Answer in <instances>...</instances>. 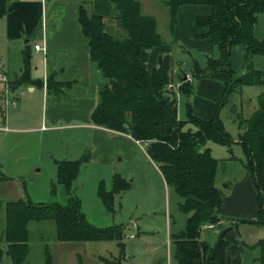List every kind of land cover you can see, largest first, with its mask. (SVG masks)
<instances>
[{
  "label": "trees",
  "instance_id": "obj_1",
  "mask_svg": "<svg viewBox=\"0 0 264 264\" xmlns=\"http://www.w3.org/2000/svg\"><path fill=\"white\" fill-rule=\"evenodd\" d=\"M9 1L0 0V18L7 12ZM111 1L114 6L112 23L106 16L88 11L83 2L78 7V20L91 59L104 77L99 83L98 102L91 113L92 122L146 143V150L157 163L166 183L182 196L180 209L189 213L185 226L173 236L178 264H206L211 245L200 239V230L204 224L219 221V208L225 195L216 183L222 159L212 155L206 142L213 140L230 147L233 140L224 129L218 109L213 116L203 117L187 101L188 117L181 118L178 94L190 96L195 91L194 78L211 76L222 70L232 75L231 47L235 43L243 46L245 69L238 78L228 81L232 85L264 84L263 72L254 65V56L264 55V36L257 38L254 35L258 14L264 13V0H166L171 26L177 21L181 5H211L212 12L197 15L195 24L206 28V34L219 50L218 56H208L205 65L195 61L190 80L185 79L187 72L184 67L180 68L176 72L181 81L178 90L168 88L174 77L168 53L160 54L157 65L149 67L151 48L165 42L158 31L156 16L143 13L140 0ZM30 55L29 49H24V71L11 81L12 85L32 80L29 75ZM51 83L53 86L54 80L48 79V85ZM229 87L226 84L223 98ZM188 122L195 129H186ZM239 125L243 128L238 137L244 148L243 161L252 172L258 189V218L248 221L264 223V92L259 96V107L248 118H242ZM89 159L90 153L86 151L77 159L57 161V180L70 193L67 204L34 202L31 199L6 203V226L2 235L7 248L0 244V260L6 252L13 264H27L30 251L28 224L36 220H54L56 237L62 241L123 237L120 225L98 228L91 224L81 209V200L72 195V183L82 164ZM5 178L7 176L1 172L0 163V179ZM130 187L131 182L116 173L112 189L108 191L101 181L98 194L113 209L115 193ZM260 243L264 245V239ZM110 260L105 258L104 261L106 264H122L120 258H113V262ZM45 264H53L49 250L46 251Z\"/></svg>",
  "mask_w": 264,
  "mask_h": 264
},
{
  "label": "rangeland",
  "instance_id": "obj_2",
  "mask_svg": "<svg viewBox=\"0 0 264 264\" xmlns=\"http://www.w3.org/2000/svg\"><path fill=\"white\" fill-rule=\"evenodd\" d=\"M140 1L143 13L156 16L158 31L163 36L164 43L171 45L178 61L177 71L184 67L185 71L190 73L195 61L205 65L208 56L219 55L216 45L215 50L214 48L199 50L191 44L192 35H185L190 23L187 16L181 17L180 21H176L173 26L170 25V13L166 0ZM113 21L114 18L111 17L109 22ZM234 65L235 60L233 59L232 75H229L227 71L231 80L238 78L245 69L244 67L243 70H236ZM199 79L194 78L195 85L198 84ZM2 83L0 81V106L4 108L3 89L5 90V88ZM170 83L172 85H169ZM180 83L181 81L175 74L173 80L169 82L168 88L178 90ZM226 84L230 87L225 98H223L225 89L220 94L217 93L215 97L213 96L216 103L214 114L218 109L224 129L230 134L233 141L230 147L215 143L213 140L206 142L212 155L222 159L217 171L216 183L224 190L225 195L229 193L230 186L228 184L231 182L228 180L231 177L240 178L243 170L248 169L243 161L245 160L244 148L238 139L239 133L243 131L239 122L242 118H248L259 107V96L264 92V84L260 83L232 85L231 81L226 80ZM25 87L23 86L24 89ZM195 91L190 96L178 94V107L183 119L188 117L187 101L191 102L193 109L196 106L194 111L198 115L209 117L205 116L208 114L202 107L194 103L195 94L197 97L206 99L203 94ZM18 93L20 94V88L19 90H8L9 98H15ZM37 103L40 105L41 102L38 100ZM8 109L6 115L11 111ZM1 116L0 109V118ZM185 128L195 129V126L188 122ZM5 134V131L0 130L1 172L7 176L5 179H0V244L4 249L7 248V242L2 235L6 226V203L18 199H31L34 202L67 204L70 193L66 186L57 180L56 158H76L81 155L82 151L79 146V137H76L77 132L74 129L46 132L44 137L37 132L13 133L14 137H5ZM89 145H91L90 142ZM93 151V147L89 146L87 152L90 153V159L82 164L74 179L71 187L72 195L81 200V209L91 224L98 228L120 225L123 237L62 241L56 237L54 220L31 221L28 224L30 251L26 263L45 264L46 251L49 250L52 254L53 264H106L105 258L113 260L114 257L120 258L122 264H134L137 261L147 264L154 253L163 254L165 251L168 253L171 249L173 262L178 264L173 253L175 248L173 236L185 226L189 214L179 207L183 200L182 196L174 187L166 185L158 171L157 163L148 161L150 159L141 149L135 160L129 161L118 155L111 165L91 158ZM39 159V164L31 169V163ZM116 173L129 180L131 187L115 193L113 209H110L100 198L98 187L103 181L106 189L111 190L113 176ZM225 181L228 184L225 185ZM228 217L240 218L242 216L228 215ZM257 230H259L258 233H264V227H259ZM131 234H134L133 237ZM163 240L165 244L162 243ZM256 246L257 250L264 249V245L261 243ZM249 254L252 255V249H249ZM258 263L259 261L256 264ZM0 264H13L11 257L6 252L0 260Z\"/></svg>",
  "mask_w": 264,
  "mask_h": 264
},
{
  "label": "crops",
  "instance_id": "obj_3",
  "mask_svg": "<svg viewBox=\"0 0 264 264\" xmlns=\"http://www.w3.org/2000/svg\"><path fill=\"white\" fill-rule=\"evenodd\" d=\"M82 2L88 11L102 14L109 20L114 15L111 0L9 1L7 12L0 18V71L8 80L0 81L5 89L20 88V94L14 98L16 103L9 105L11 111L8 110L11 113L5 114L4 118L1 116L0 121L6 126L1 131L6 132L5 137H14L13 133L23 132H37L44 137L46 132L74 129L77 132L76 137L80 140L81 155L92 146L94 151L91 158L111 165L118 155L129 161L135 160L141 149L150 159L147 160L154 163L146 150V143L139 142L127 133L92 122L91 113L98 102L99 83L104 77L92 61L89 46L81 31L78 7ZM211 12L212 6L209 4L188 3L181 5L177 13V22L181 17H188L190 23L185 35H192L191 44L199 50L216 48L212 38L206 34V28L195 24L197 15ZM254 35L257 38L264 36V13L258 14ZM41 41L46 47L45 52L43 49L34 48V44ZM26 48L31 54L29 75L32 80L26 84L12 85L11 81L24 71L23 51ZM243 51L241 44L235 43L231 47V65L234 59L236 70L244 68ZM164 53L171 57L175 77L178 61L170 44L163 43L151 48L149 67H154L159 55ZM254 65L263 72L264 79V55H255ZM48 79L54 80L53 86L52 83L48 85ZM226 80H229V75L227 71L222 70L211 76L201 77L195 85V92H200L207 99L197 97V94L194 96V103L207 112L208 115L205 116L214 115L216 103L213 99L225 89ZM23 86H26L25 89ZM54 88L57 90H53ZM3 91L5 92L4 89ZM65 158H56V164L58 160ZM39 161L40 159L32 162L31 169L39 164ZM158 171L166 183L160 169ZM231 179L228 180L231 182L228 184L229 193L224 195L219 208V221L204 224L200 230V239L211 245L210 257L206 264H256L258 261L264 264V249H256L259 241L264 239V233H258L257 229L264 227V223L248 221L257 220L259 211L258 189L253 174L249 169H244L240 178ZM228 215L242 217L230 218ZM135 225L139 228L136 222ZM133 235L131 234V237ZM162 243L165 244L164 240ZM249 249H252V255L249 254ZM134 264L145 263L137 261ZM147 264H174L171 249L168 253H154Z\"/></svg>",
  "mask_w": 264,
  "mask_h": 264
},
{
  "label": "built area",
  "instance_id": "obj_4",
  "mask_svg": "<svg viewBox=\"0 0 264 264\" xmlns=\"http://www.w3.org/2000/svg\"><path fill=\"white\" fill-rule=\"evenodd\" d=\"M34 48L35 49H43L44 52L46 51V47L44 46L43 41L35 43ZM185 78L191 79L192 78L191 73H187ZM0 80H2L4 82H6L8 80L7 76L1 71H0ZM169 85H172V83H170ZM8 90L9 89L6 88L5 92H4V108L2 106H0L1 115L3 118L6 116L5 114H6L7 109L9 108V105H14L16 103L14 98H9ZM5 128H6V126L3 124V121L1 120L0 121V130L5 129Z\"/></svg>",
  "mask_w": 264,
  "mask_h": 264
}]
</instances>
